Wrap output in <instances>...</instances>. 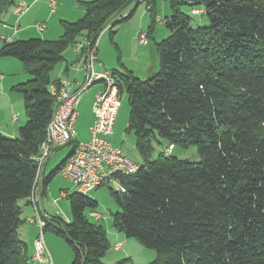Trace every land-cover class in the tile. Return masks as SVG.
Listing matches in <instances>:
<instances>
[{
	"label": "trees",
	"instance_id": "obj_1",
	"mask_svg": "<svg viewBox=\"0 0 264 264\" xmlns=\"http://www.w3.org/2000/svg\"><path fill=\"white\" fill-rule=\"evenodd\" d=\"M16 1L0 0V20ZM128 1L82 2L83 18L61 21L58 39L17 40L0 48V58H17L31 77L15 86L24 99L26 124L17 137L0 131V264L29 261L19 236L21 202H30L38 183L34 157L56 103L50 85H61L52 70L83 38L94 46ZM144 1L151 36L156 3ZM167 1L173 14L164 18L170 35L156 44L159 70L145 80L126 68L112 70L121 97L127 94L128 130L143 159L135 175L120 177L125 192L110 188L121 208L113 214V226L156 251L150 264H264V0ZM182 4L202 10L209 24L192 27ZM163 142L166 149L195 146L201 160L166 154ZM75 143L50 177L70 158ZM156 145L161 151L150 160ZM66 197L72 221L51 216L44 232L69 243L71 264H106L108 233L86 215L98 203L77 192Z\"/></svg>",
	"mask_w": 264,
	"mask_h": 264
},
{
	"label": "crops",
	"instance_id": "obj_2",
	"mask_svg": "<svg viewBox=\"0 0 264 264\" xmlns=\"http://www.w3.org/2000/svg\"><path fill=\"white\" fill-rule=\"evenodd\" d=\"M28 6L29 10L21 17L17 16L13 8L10 9L0 20V35H13V41L17 40H28L31 38H43L46 40H56L62 34L63 30L61 24H58L57 17L66 19V21H77V19L83 18L85 11L77 7V3L85 2L81 0H58L57 12L52 13L49 7V0H24ZM92 1V0H91ZM67 5L69 8H67ZM83 7V6H82ZM58 15V16H56ZM83 15V16H82ZM81 17V18H80ZM78 19V20H79ZM44 22L46 23V28L43 32L38 31L35 28V23ZM61 22V21H60ZM17 25V32L14 34L13 27ZM140 44V43H139ZM4 45V42L0 40V48ZM150 45V41L146 46ZM76 46V45H74ZM99 47L97 42V59L94 60L93 67L97 72H104L106 70L116 69V63L108 60H99L98 52ZM147 49L139 50L141 56L139 55L136 60L135 66L130 68L129 71L133 72L134 75H152L158 67V63H151L148 60H140V57H148L146 53ZM156 56H158L157 50L155 51ZM66 56V57H65ZM158 58V57H157ZM81 53L77 52L76 49L66 50L64 53V65L60 68L57 77L62 81H66L70 91H77L80 86L86 81L89 75V69L87 68L90 63L89 60H84L82 62ZM95 61L98 62L97 68ZM123 63V62H122ZM122 66L123 70L125 68L128 70L126 64ZM23 63L14 57H3L0 58V74L3 75L2 89L0 91V131L8 137L19 136V131L22 126L27 122V116L24 109V99L22 94L15 90V86L25 83L30 80V76L26 73ZM117 68H120L117 66ZM72 74L70 75V72ZM23 72V73H22ZM139 74V75H138ZM140 77V76H139ZM104 89V83L101 81L95 82L89 89H87L84 94L85 96L81 98L78 106V118L81 113H85L88 117V135L90 137V128L94 124L95 116L93 112V104L96 95ZM81 109V110H79ZM81 111V112H80ZM120 113V111H119ZM119 116V115H118ZM76 120L75 126L78 122ZM118 119V118H117ZM117 123V121H116ZM116 126V125H115ZM75 128V127H74ZM76 131V130H75ZM116 127L114 129L115 136ZM86 137L79 138L76 132V138L79 141L89 139ZM117 146V145H115ZM65 146L56 147L52 150L50 157L45 162L42 167V171L38 178V183L34 193L35 203L38 206L40 216L42 219L51 218L54 216L49 211V206L46 203L48 186L53 181L58 172H56L52 177L51 174L57 169L59 164L62 162H56L53 165V158L56 153ZM121 147V146H119ZM123 149V147H121ZM166 149V148H165ZM124 150V149H123ZM72 151V150H71ZM128 154V153H127ZM141 157V156H140ZM57 171V170H56ZM59 174V173H58ZM50 178V179H49ZM49 179V180H48ZM45 180H47L45 182ZM68 195V193L66 194ZM66 197V196H65ZM22 206V220L23 223L19 229V236L22 241L27 244V254H28V264H71L73 261V253L68 249L63 241L57 237L56 234H46L44 235L45 244L47 250L50 254L51 259L43 262H34L32 257L35 253V239L40 233V227L37 221L30 222V218L35 216V208L32 201L23 200L21 202ZM94 212V211H93ZM98 213V212H97ZM56 215H60L57 211ZM104 218V216H103ZM102 218V220H103ZM113 218V217H112ZM108 238L113 242V250L117 254L130 255L131 247L129 246L130 238L126 237L124 233L116 230L113 225L107 228ZM111 238V240H110ZM121 243V247L115 250L116 244ZM56 248L62 249L65 252V256H59L56 252ZM106 264H111L112 262L107 259H103Z\"/></svg>",
	"mask_w": 264,
	"mask_h": 264
},
{
	"label": "built area",
	"instance_id": "obj_3",
	"mask_svg": "<svg viewBox=\"0 0 264 264\" xmlns=\"http://www.w3.org/2000/svg\"><path fill=\"white\" fill-rule=\"evenodd\" d=\"M49 7L52 13H56L58 0H49ZM28 10L29 6L24 0H17L13 6L14 13L19 17L23 16ZM192 12L201 14L202 10L194 9ZM157 21L162 24L165 23L163 18L157 17ZM34 26L38 31L43 32L46 28V23L37 22ZM13 30L15 34L17 25L13 27ZM0 40L4 43H9L13 41V35H0ZM139 43L141 45L149 43L146 33L140 34ZM76 51L81 53L82 62L89 59L90 75L75 92L70 91L66 81L61 80V85H50V91L55 97L56 103L52 119L47 127L46 137L40 143L38 154L34 157L39 167L38 178L42 167L54 148L62 147L69 141H72L71 144L76 141L72 155L58 170L60 175L74 185L76 192L86 195L105 184H112L117 191L125 192V187L120 182V177L135 175L140 170V164L111 141L121 108L118 81L112 70L104 72L94 70L93 61L97 55V43L93 46L85 37L76 44ZM2 81L3 75L0 74V91L2 89ZM98 81L104 83V89L96 95L93 104L95 121L90 128V137L87 140L79 141L76 138L74 129L78 118L77 105L81 100L82 93ZM173 147V145L169 146L165 153L170 154ZM34 193L29 200L34 204L35 216L29 220L30 222H38L40 233L34 242L35 253L32 260L34 262H43L50 260L51 257L44 239L45 220L40 216L38 206L35 203ZM62 196L65 197L66 193H63ZM91 217L96 221H101L103 215L94 211L91 212ZM121 245V243L116 244L114 249H120Z\"/></svg>",
	"mask_w": 264,
	"mask_h": 264
},
{
	"label": "rangeland",
	"instance_id": "obj_4",
	"mask_svg": "<svg viewBox=\"0 0 264 264\" xmlns=\"http://www.w3.org/2000/svg\"><path fill=\"white\" fill-rule=\"evenodd\" d=\"M81 1H91V0H81ZM138 3L139 1L133 0L129 5H127L124 9H122L120 13L115 15L106 27H104L97 41L98 45H100L98 52V56H99L98 59L108 60L113 63H116V65L120 67L117 68L116 66V69H118L121 72H125L122 66H125L124 64H126L127 68H129L128 70H130V68L132 70V67L135 66L136 60L138 59L139 55L141 56L139 50L145 48L147 49L145 54H147L148 57L145 56L143 58L140 57V60H145V61L148 60L151 63H158V67H156V71H155L156 73L159 70V56H156L155 53L156 44L161 42L163 39L167 38L170 35V31L165 24H162L157 21L154 24V28H153V32L151 33V36H148L150 45L146 46L139 44L140 34L146 33L148 35L149 33L150 27L152 25V18H151V12L147 7V2L144 1V2H140L139 4ZM155 3H156V11L158 18H163V19L168 18L173 14L170 1L155 0ZM136 6L137 8L133 16L129 19L121 21V19L126 17ZM77 7L82 10L84 9L81 3H77ZM67 8H69L68 5ZM180 8L183 13H186L187 15L192 17L191 20L192 27L195 28L202 27V26H207L209 24L207 15L205 13L193 14L191 7L189 5L182 4ZM57 19L59 25H60V21L66 20L61 17H57ZM75 21H70V22H75ZM111 33H114L113 38H111ZM74 48L76 49V46H72L67 50L70 51L71 49ZM119 58H121V62L123 63L119 61ZM96 59H97V55H96ZM64 63L65 61L59 62L52 70L51 76L53 78L57 77L58 72L60 71V68L64 65ZM95 64L97 68L98 62L95 61ZM71 74L72 71L70 72V75ZM153 74L148 75V77H146V75H139V74L138 75L140 77L137 75L135 76L145 80L153 76ZM84 96L85 94L82 93L81 98ZM129 114H130V106H129L127 94L126 92H123L121 97L120 113L115 126L116 134L112 139L113 140L112 143L114 145L123 147L124 151L128 153V155L134 161L141 164L143 163V159L140 157V153L136 148L135 134L133 131L128 130ZM75 130L78 133L79 138L89 137L88 117L85 113H81V115L79 116L78 122L75 126ZM73 145L74 144H71L61 148L56 153V156L53 158V165H55L56 162L60 163L63 159H65L70 154ZM162 146L166 148L167 143L163 142ZM160 151H161V145L160 147L156 145L155 149L152 152V155L149 157L150 160L156 159ZM172 154L182 159H188L192 162H199L201 160V157L195 146H191L187 149H184L179 146L173 147ZM110 188L114 190L115 186H113L112 184H105L87 194L88 197L95 200L99 205L94 211L101 213L104 216L103 220L96 221L93 217H91V212L88 210L86 212L88 219H90V221L92 222H96L103 225L106 230L107 228H110L111 225H113V218H112L113 214L121 212V208L117 204L115 198H113L110 194ZM75 192L76 189L74 185L68 179L64 178L62 175L57 173L53 181L48 186L46 203L49 206L50 213L56 215L55 213H57L58 211V213L60 214L59 216L62 219L71 222L72 221L71 204L69 199L67 197H63L62 194L68 193V195H71ZM46 234L54 235V233L51 231L46 232ZM59 238L61 239V241L65 243L66 247L70 249V251L73 253V250L69 245V243L64 238L62 237ZM112 244L113 242L111 240V247L107 252L106 256L104 257L105 259L110 260L112 262L111 264H115L123 260H127L124 264H150L153 260H155L157 256L155 250L146 248L135 238H130L129 246L132 248L130 255L125 256L122 254H117V252L113 250ZM55 250L59 254V256H63V257L65 256V252L62 249L56 248Z\"/></svg>",
	"mask_w": 264,
	"mask_h": 264
},
{
	"label": "water",
	"instance_id": "obj_5",
	"mask_svg": "<svg viewBox=\"0 0 264 264\" xmlns=\"http://www.w3.org/2000/svg\"><path fill=\"white\" fill-rule=\"evenodd\" d=\"M133 0H129L118 12H120L122 9H124L127 5H129ZM117 12V13H118ZM72 141H69L66 145L64 146H68L71 145Z\"/></svg>",
	"mask_w": 264,
	"mask_h": 264
},
{
	"label": "bare ground",
	"instance_id": "obj_6",
	"mask_svg": "<svg viewBox=\"0 0 264 264\" xmlns=\"http://www.w3.org/2000/svg\"><path fill=\"white\" fill-rule=\"evenodd\" d=\"M88 60H89V59H88ZM89 62H90V61H89ZM93 63H94V61H93ZM89 64H90V63H89ZM89 64H88V65H89ZM87 68L89 69L88 66H87ZM89 75H90V69H89ZM89 75H88V76H89ZM87 78H88V77H87ZM79 103H80V102H79ZM79 103H78V105H79ZM78 105H77V110H78ZM78 114H79V112H78ZM74 127H75V125H74ZM74 129H75V128H74Z\"/></svg>",
	"mask_w": 264,
	"mask_h": 264
}]
</instances>
